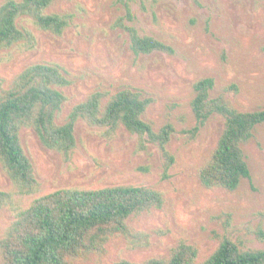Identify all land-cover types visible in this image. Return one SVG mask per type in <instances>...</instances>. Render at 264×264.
Here are the masks:
<instances>
[{
	"label": "rangeland",
	"instance_id": "obj_1",
	"mask_svg": "<svg viewBox=\"0 0 264 264\" xmlns=\"http://www.w3.org/2000/svg\"><path fill=\"white\" fill-rule=\"evenodd\" d=\"M131 10L132 26L139 35L169 45L173 55L134 56L126 33L114 26L123 15L116 0H57L48 12L73 14L72 25L59 37L36 32L32 51L0 52V78L9 83L35 63L63 68L72 85L62 90L68 102L58 123L94 92H138L153 100L144 120L154 130L166 124L174 127L168 150L175 163L164 178L157 148L146 144L141 149L137 136L123 129L108 136L103 129L78 121L76 146L68 159L46 149L34 131L23 129L21 145L34 164L40 193L117 185L145 186L162 193V209L130 222L133 230L150 235L148 248L131 251L122 239H114L104 255L80 264L167 258L179 241L195 246L196 264H202L216 249V237L225 233L218 220L223 214L230 216L228 231L244 249L263 250L264 242L255 232L259 226L264 230V124L243 146L251 178L234 192L204 189L198 179V169L222 133V118L213 117L194 136L187 132L195 127L189 103L198 79H214L211 95H224L240 111L264 108V0H133ZM231 85L237 92L226 90ZM0 190H13L1 166ZM9 220L8 212L0 211V229Z\"/></svg>",
	"mask_w": 264,
	"mask_h": 264
},
{
	"label": "trees",
	"instance_id": "obj_2",
	"mask_svg": "<svg viewBox=\"0 0 264 264\" xmlns=\"http://www.w3.org/2000/svg\"><path fill=\"white\" fill-rule=\"evenodd\" d=\"M56 1L4 0L0 4V52L34 50L36 32L61 36L72 25L74 15L49 13ZM116 2L123 15L114 26L126 33L134 56L174 54L169 45L139 35L132 26L133 0ZM71 85L65 70L51 63L31 64L9 83L0 78V166L13 188L11 192L0 190V211H7L10 217L0 229V264H80L104 255L114 239H122L131 251L150 246V235L133 230L130 222L162 209L163 195L153 188L117 185L40 193L34 164L21 145L23 129L34 131L46 149L65 159L75 149L74 128L78 121L103 129L108 136L123 129L137 136L141 149L146 144L157 148L164 178L175 163L168 150L174 127L166 124L154 130L144 120L153 100L138 92L122 90L112 95L94 92L74 105L66 119L58 123L68 102L62 90ZM214 88L212 78L198 79L192 84L189 107L195 127L187 134L194 136L213 117L222 118V133L208 160L198 169V179L204 189L234 192L251 178L243 146L253 138L256 128L264 124V108L240 111L224 95L213 97ZM226 90L237 92L234 85ZM25 199L30 201L24 203ZM220 219L225 233L216 237V249L202 264H264V249H244L243 243L233 239L228 231L230 216L223 214ZM255 236L264 242L261 226ZM197 258L195 246L179 241L167 258H150L140 263L120 259L113 264H196Z\"/></svg>",
	"mask_w": 264,
	"mask_h": 264
}]
</instances>
